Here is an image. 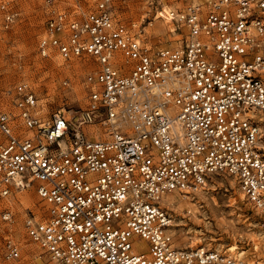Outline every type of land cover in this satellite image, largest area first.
Returning a JSON list of instances; mask_svg holds the SVG:
<instances>
[{
	"label": "built area",
	"instance_id": "2783aa9c",
	"mask_svg": "<svg viewBox=\"0 0 264 264\" xmlns=\"http://www.w3.org/2000/svg\"><path fill=\"white\" fill-rule=\"evenodd\" d=\"M112 6L54 8L45 20L41 56L96 67L78 109L43 115L34 89L14 86L12 108L0 107V198L10 185L35 192L41 219L27 209L23 226L56 264H236L215 249L175 247L159 198L193 194L224 173L264 209V0L170 10L175 47L143 42ZM0 217L12 214L3 207ZM2 248L18 257L16 243Z\"/></svg>",
	"mask_w": 264,
	"mask_h": 264
},
{
	"label": "rangeland",
	"instance_id": "374dc122",
	"mask_svg": "<svg viewBox=\"0 0 264 264\" xmlns=\"http://www.w3.org/2000/svg\"><path fill=\"white\" fill-rule=\"evenodd\" d=\"M97 1L0 0L1 108H12L13 88L19 82H27L34 89L38 102L45 111L72 110L85 106L88 93L85 77L96 65L87 60L88 57L63 60L55 53L43 57L37 52V41L52 9L78 13L93 9ZM186 1L112 0V12L148 45L173 46L179 43L181 35L178 32H167L164 20L161 17L154 18V15H157L161 5L182 8ZM7 14H11L9 20H6ZM200 190L205 195H198L196 192L190 196L193 201H201L196 222L188 219L190 214L186 210L180 214L176 208L179 201L183 200L180 196L184 195L174 193V203L165 206L172 219L174 245L179 249L203 247L228 254L245 250L249 254L248 261L260 260L264 264V246L261 241L264 219L256 214L253 205L247 204L248 201L241 195L234 178L224 173H213ZM25 196L27 201L23 205L17 193L0 198V209L8 208L12 214L9 222L0 217V264H54L25 235L23 219L27 208L35 212V206L38 205L34 193ZM8 236L19 242L18 257L13 259L3 256V242ZM253 236L257 237L261 249L259 253L253 244ZM134 241L138 249L147 248L146 242L139 238ZM232 245L236 246L233 251L228 249ZM258 255L261 257L257 258Z\"/></svg>",
	"mask_w": 264,
	"mask_h": 264
},
{
	"label": "bare ground",
	"instance_id": "6f19581e",
	"mask_svg": "<svg viewBox=\"0 0 264 264\" xmlns=\"http://www.w3.org/2000/svg\"><path fill=\"white\" fill-rule=\"evenodd\" d=\"M191 1H193V0H187L186 1V3L185 4H187V3H190ZM150 3V2H149ZM172 9H174V7H172V6H169V7H164L163 5H161V8H160V10L159 11H157V15L155 14L154 15V18H158L159 16H161V18L164 20L163 21V24L166 26L165 28H166V31L167 32H177V31H174V24H173V20H171L170 19V17L169 16H166V13L167 14H169V12H170V10H172ZM179 34V33H178ZM179 35H181V34H179ZM181 39V38H180ZM180 39H179V43H177V44H175V45H173V47H175V46H178L179 44H180ZM171 45V44H170ZM159 47H167V46H159ZM55 53V52H54ZM56 54V53H55ZM58 55V54H57ZM59 56V55H58ZM61 58V57H60ZM62 59V58H61ZM71 59V58H70ZM64 60V59H63ZM77 60V59H76ZM58 64V63H57ZM56 64V65H57ZM76 65V64H75ZM62 66V65H61ZM69 66V65H68ZM77 66V65H76ZM66 68H68V67H66ZM39 103V102H38ZM40 107H41V105H40ZM42 109V108H41ZM170 110H172V108L170 109ZM173 110H174V108H173ZM42 114L43 115H46V113H48V111H45V110H43L42 109ZM254 116H257V117H260V113L259 112H255V113H252ZM260 127V129L262 130V131H264V124H262V125H260L259 126ZM88 130H89V132L91 133V136H93V137H97L98 135L97 134H99L98 132V130H96V128L94 127V126H90L89 128H88ZM235 180V179H234ZM237 183V182H236ZM10 187V193L12 194V195H14V194H18L19 196H20V202H21V204L23 205V204H26V201H27V199H26V196L25 195H27V194H31V193H34L35 194V192L32 190V189H30V190H27V189H24V188H16L14 185H10L9 186ZM237 187H238V189L240 190V193H241V195L246 199V197L244 196V194H243V192H242V190L239 188V186H238V184H237ZM197 193H198V195H202L203 193H204V191L203 190H200V189H198L197 191H196ZM196 192H194L193 194H187V193H185V194H179L178 192H176V193H178L179 195H184V196H180L181 197V199H183V200H181V201H179L180 203H178L177 204V206H176V208H177V210L180 212V214H182L183 213V211L184 210H186L187 211V213L188 214H190V217L188 218V219H193V222H196V221H198L197 220V218H196V216H197V213L198 212H200L199 210V208L198 207H201V205H200V200L199 201H193V199L192 198H190V196H193ZM8 194V195H3V196H1V198H5V197H7V196H9V195H11V194ZM174 193L175 192H173V194L171 193V192H169V193H166V194H164V195H162L160 198H159V204H160V206H169V205H171V204H173L174 203V198H175V195H174ZM23 194H25V195H23ZM203 195H205V193L203 194ZM35 196L37 197V195L35 194ZM207 197V196H206ZM205 198V197H204ZM247 200V199H246ZM248 201V203L247 204H250L251 206H252V203L249 201V200H247ZM37 203H38V205L37 206H35V214H36V218L39 220V219H41V218H39L40 217V214H41V212H40V206H41V202L38 200V197H37ZM214 204H216V203H214ZM166 206V207H167ZM191 206H192V208H191ZM253 208H254V206H252ZM28 209V208H27ZM255 210H256V214L259 216V217H261L262 219H264V209H260V208H257V207H255ZM199 216V215H198ZM258 217V218H259ZM170 222L172 223V219H170ZM170 223V224H171ZM200 223V222H199ZM225 223V222H224ZM262 225H264V224H262ZM171 226L172 225H170V228H169V232H170V234H171ZM23 228H24V226H23ZM24 231H25V228H24ZM25 235H26V237H27V239L28 240H30L31 242H33L34 244H36L29 236H27V234H26V232H25ZM172 235V234H171ZM5 240H10L11 242H13V243H16V245H17V248H18V252H19V242L15 239V238H13V237H11V236H8ZM252 240H253V244L255 245V247H256V249H257V252L259 253V250H261L260 249V247H259V244H258V242H257V237H255V236H253V238H252ZM261 241H262V246H264V234H262V239H261ZM37 245V244H36ZM189 245H191V244H189ZM175 246V245H174ZM176 247V246H175ZM238 247V246H237ZM203 248V247H202ZM262 248H264V247H262ZM179 249V248H178ZM229 250H235L236 249V246H234V245H232V246H229V248H228ZM217 251V250H216ZM222 252V251H221ZM222 253H225V254H228L227 252H225V251H223ZM47 255V254H46ZM229 256H231L236 262V264L238 263V262H240V263H242V264H262V262L260 261V260H256V261H248L247 259L249 258V254H247L246 252H245V250H241V251H238L237 253H235V254H232V253H229L228 254ZM261 256L260 255H258V257L257 258H260ZM9 259H13V258H9ZM52 262L54 263V264H56L53 260H52Z\"/></svg>",
	"mask_w": 264,
	"mask_h": 264
}]
</instances>
